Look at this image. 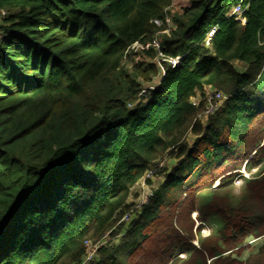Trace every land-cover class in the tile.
<instances>
[{"label": "trees", "instance_id": "1", "mask_svg": "<svg viewBox=\"0 0 264 264\" xmlns=\"http://www.w3.org/2000/svg\"><path fill=\"white\" fill-rule=\"evenodd\" d=\"M170 4L0 0V264H79L165 157L173 167L92 264H264V0H191L162 37L180 65L162 64L151 90L156 63L129 71L123 56ZM207 88L226 99L204 124Z\"/></svg>", "mask_w": 264, "mask_h": 264}, {"label": "built area", "instance_id": "2", "mask_svg": "<svg viewBox=\"0 0 264 264\" xmlns=\"http://www.w3.org/2000/svg\"><path fill=\"white\" fill-rule=\"evenodd\" d=\"M189 6L190 3L181 5L178 4L177 2L174 3L173 0H171L170 6L164 9L162 17L152 20L153 26H155V28L157 29L156 32L152 35V37L146 42L136 41L126 49L123 56L122 65L125 62L129 61L130 65L127 67L129 71H131V69L134 68L135 66H139L142 63L144 64L148 62L156 63L158 69L160 70V76L158 77V80H156L154 84L153 83L148 84L147 89L153 90L159 84L161 79L164 77L165 74L163 68L164 65L170 68H174L180 65V59H181L180 56L173 58L166 56L164 54L162 37L164 35H169L170 32L174 30L175 24L173 22V15L175 13H182L183 10L185 8H188ZM244 9L245 8L242 7L241 5H237L229 12L228 17H235L238 19L242 15ZM4 15L5 12L1 11V16ZM213 33H214V29L210 30V32L207 34V39L205 41V44L207 46L209 45V40L211 39ZM149 52L153 54L152 58H149L147 56ZM144 93L145 91L142 90V94ZM203 99L206 103V108L204 110V115H203V119L205 120L214 114V112L217 109L216 104L223 102L226 99V97L216 89L207 88ZM193 102L197 104V100H194ZM164 163H165V158L152 163L145 172L144 177L152 178L153 176H155L164 167ZM151 195L152 193L149 195V197ZM148 200H146L145 203H148ZM125 218H127V216H125L124 219ZM89 244H92V241L86 242L85 244L86 249L88 248ZM86 252L82 258L83 260H81L79 264H91L94 261V258H96V256L94 255L96 251H94V253L89 256H86L87 255Z\"/></svg>", "mask_w": 264, "mask_h": 264}, {"label": "rangeland", "instance_id": "3", "mask_svg": "<svg viewBox=\"0 0 264 264\" xmlns=\"http://www.w3.org/2000/svg\"><path fill=\"white\" fill-rule=\"evenodd\" d=\"M191 0H173V2H178L181 5L190 3ZM127 61V60H126ZM125 62V61H124ZM130 65V62H125L122 66L123 68H126ZM237 70H241L240 66L238 64H234ZM217 89V88H216ZM220 91L223 95V91L217 89ZM223 102H220L216 104L217 109H219L222 106ZM216 109V110H217ZM208 119V118H207ZM207 119L202 118V123L205 124ZM195 139L194 135L189 134L186 137L185 143L187 146H191L193 143V140ZM173 164H175V161L173 159H170L169 157H165V163L164 167L158 172L155 176L152 178H145V174L143 176V179L131 190L130 196L128 198V206L126 209H124V214L121 217H117L113 224L108 227L99 238L92 241V244L88 245V248L86 249V256L92 255L94 251L97 252L98 249L102 247H109L112 245H116L119 241L120 236L122 233L127 229L128 224L131 222V219L139 212V210L142 208L143 205L147 204L145 203L146 200H148L150 197L149 195L152 193L153 190H156V188L161 184V182L164 179L165 171L170 170L173 167ZM257 169H254L252 173L256 172ZM241 173V176L244 178H249L251 173H247L244 170L239 171ZM147 179V180H146ZM233 182V194L234 196H238L240 194V190L243 185V180L239 178L238 176L235 178ZM213 187H217V182L214 183ZM127 216V218L124 219V217ZM198 216V213L196 211L192 212L191 218L194 221L193 226V233L194 235L197 234V228L202 223L197 222L196 218ZM212 226H211V225ZM215 229L213 223H207L203 224L202 229H200V236L201 238L207 237L210 234H212L213 230ZM192 244L199 246L197 239L191 241ZM262 243L261 240L254 241L253 239L249 241V248H247L245 251L242 252L239 259L245 260L249 255L254 254L257 251L258 246ZM95 252V256H97V253ZM180 258L184 259L185 255H179ZM83 260V259H82ZM85 262V261H84ZM92 264V263H91Z\"/></svg>", "mask_w": 264, "mask_h": 264}, {"label": "snow or ice", "instance_id": "4", "mask_svg": "<svg viewBox=\"0 0 264 264\" xmlns=\"http://www.w3.org/2000/svg\"><path fill=\"white\" fill-rule=\"evenodd\" d=\"M220 184V181H217V186Z\"/></svg>", "mask_w": 264, "mask_h": 264}, {"label": "crops", "instance_id": "5", "mask_svg": "<svg viewBox=\"0 0 264 264\" xmlns=\"http://www.w3.org/2000/svg\"><path fill=\"white\" fill-rule=\"evenodd\" d=\"M178 1H181V0H178ZM178 3V2H177ZM178 4H180V3H178ZM254 241H257V240H254ZM259 241V240H258Z\"/></svg>", "mask_w": 264, "mask_h": 264}]
</instances>
